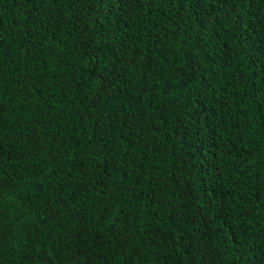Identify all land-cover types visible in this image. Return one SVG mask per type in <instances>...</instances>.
<instances>
[{
    "label": "trees",
    "instance_id": "obj_1",
    "mask_svg": "<svg viewBox=\"0 0 264 264\" xmlns=\"http://www.w3.org/2000/svg\"><path fill=\"white\" fill-rule=\"evenodd\" d=\"M0 264H264V0H0Z\"/></svg>",
    "mask_w": 264,
    "mask_h": 264
}]
</instances>
